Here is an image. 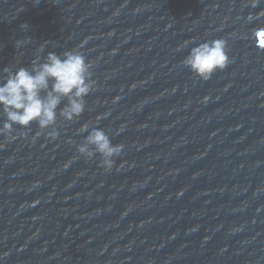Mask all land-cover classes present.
Wrapping results in <instances>:
<instances>
[{
    "label": "water",
    "instance_id": "1",
    "mask_svg": "<svg viewBox=\"0 0 264 264\" xmlns=\"http://www.w3.org/2000/svg\"><path fill=\"white\" fill-rule=\"evenodd\" d=\"M213 39L205 82L183 60ZM41 47L97 89L55 141L0 136V264H264V0H0V79ZM85 123L125 145L111 172Z\"/></svg>",
    "mask_w": 264,
    "mask_h": 264
},
{
    "label": "clouds",
    "instance_id": "2",
    "mask_svg": "<svg viewBox=\"0 0 264 264\" xmlns=\"http://www.w3.org/2000/svg\"><path fill=\"white\" fill-rule=\"evenodd\" d=\"M257 3L258 0H252V7H256ZM23 43L18 41L16 47H21ZM188 45L186 43L183 47ZM44 51L41 47L28 67L6 68V77L0 79V117L3 118L0 136H4L9 143L17 139L14 134L17 127L29 132L34 124L39 129L36 137L46 134V138L52 141L60 138V131L57 130L60 120L68 123L79 120L87 109L86 98L97 89V81L93 78L94 64L82 51L48 52L41 62L40 53ZM230 62L227 41L213 39L192 47L183 65L207 82L218 70L227 68ZM90 127L92 130L77 147V158L82 156L91 161L99 156L101 167L105 172H111L125 145H114L105 130L88 123L79 132H88ZM123 167L122 163L116 170Z\"/></svg>",
    "mask_w": 264,
    "mask_h": 264
}]
</instances>
